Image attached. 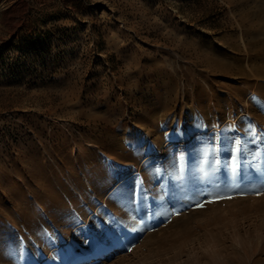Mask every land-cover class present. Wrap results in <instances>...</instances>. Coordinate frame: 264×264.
Instances as JSON below:
<instances>
[{"label": "rangeland", "instance_id": "obj_1", "mask_svg": "<svg viewBox=\"0 0 264 264\" xmlns=\"http://www.w3.org/2000/svg\"><path fill=\"white\" fill-rule=\"evenodd\" d=\"M260 105L264 0H0V264H264Z\"/></svg>", "mask_w": 264, "mask_h": 264}, {"label": "snow or ice", "instance_id": "obj_2", "mask_svg": "<svg viewBox=\"0 0 264 264\" xmlns=\"http://www.w3.org/2000/svg\"><path fill=\"white\" fill-rule=\"evenodd\" d=\"M261 110H264V105H260ZM234 127V126H233ZM248 130H249V135L252 137H255L256 139L264 140V131H261L258 129V127L255 124L249 123L248 124ZM255 142V139L253 140V143ZM234 147L229 151V157H228V164L231 166L233 163L235 164V171L237 172L238 175L241 176H248L251 175L253 177V180L264 184V171L260 170L259 164L254 163L256 157L260 156L259 150L256 151L255 156H253L252 160H248V149L247 146L245 145L243 148L240 146V139L237 138L236 141L233 142ZM243 153V154H242ZM183 158V157H181ZM251 169V172L245 171V169ZM113 189L116 191L117 196L119 197L121 195L120 192V185L119 182L116 181L113 184ZM257 195L261 194L259 191L256 193ZM222 197H217L215 199H219ZM231 198V197H228ZM215 199L213 200H208L207 203H213L215 202ZM203 204H198L197 207H203ZM129 251L131 250L130 248L128 249ZM21 253V258H23V248L21 247L20 249Z\"/></svg>", "mask_w": 264, "mask_h": 264}, {"label": "bare ground", "instance_id": "obj_3", "mask_svg": "<svg viewBox=\"0 0 264 264\" xmlns=\"http://www.w3.org/2000/svg\"><path fill=\"white\" fill-rule=\"evenodd\" d=\"M185 142V141H184ZM183 143V141H182ZM146 159V158H145ZM78 226V225H77ZM82 226V225H81ZM107 247L103 248L102 250H99V253H103V252H106L107 251ZM96 254H93V257L95 256ZM98 255V254H97ZM99 256V255H98ZM86 258V257H85ZM83 259V258H82ZM80 259L79 262H83V260ZM214 263V262H213ZM219 263V262H218ZM215 264V263H214Z\"/></svg>", "mask_w": 264, "mask_h": 264}]
</instances>
